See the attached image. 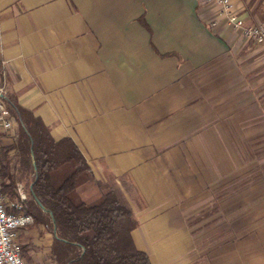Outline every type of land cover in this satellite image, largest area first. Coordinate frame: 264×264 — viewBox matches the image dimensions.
<instances>
[{
	"label": "crops",
	"instance_id": "crops-1",
	"mask_svg": "<svg viewBox=\"0 0 264 264\" xmlns=\"http://www.w3.org/2000/svg\"><path fill=\"white\" fill-rule=\"evenodd\" d=\"M230 1L246 24L264 20V0ZM0 63L7 93L85 157L82 200L114 191L152 264H264L224 191L264 138V41L204 0H0ZM18 135L0 131V168L17 176ZM54 238L21 229L23 259L57 264Z\"/></svg>",
	"mask_w": 264,
	"mask_h": 264
},
{
	"label": "trees",
	"instance_id": "trees-1",
	"mask_svg": "<svg viewBox=\"0 0 264 264\" xmlns=\"http://www.w3.org/2000/svg\"><path fill=\"white\" fill-rule=\"evenodd\" d=\"M0 83H4L1 63ZM6 96L8 108L19 125L16 148L21 168L17 176L2 165L1 178L3 175L9 178L8 183H3L4 192L10 191L13 196L17 181H26L27 211L34 216L35 223L53 231L51 215L32 196L33 183V192L55 219L57 236L52 253L56 263L152 264L132 237V230L138 224L136 218L120 203L114 191L90 203L78 194V187L90 179V168L76 143L70 138L55 140L39 117L19 104L7 90Z\"/></svg>",
	"mask_w": 264,
	"mask_h": 264
},
{
	"label": "built area",
	"instance_id": "built-area-1",
	"mask_svg": "<svg viewBox=\"0 0 264 264\" xmlns=\"http://www.w3.org/2000/svg\"><path fill=\"white\" fill-rule=\"evenodd\" d=\"M204 1L216 6L228 23L241 30L246 39L264 41V20L248 25L234 12L230 0ZM15 125L16 118L8 108L5 85L0 83V131L9 132ZM28 199L29 193L21 182L16 184L14 196L4 192L0 176V264H30L23 259L22 245L18 241L19 231L35 222L34 216L26 209Z\"/></svg>",
	"mask_w": 264,
	"mask_h": 264
},
{
	"label": "rangeland",
	"instance_id": "rangeland-1",
	"mask_svg": "<svg viewBox=\"0 0 264 264\" xmlns=\"http://www.w3.org/2000/svg\"><path fill=\"white\" fill-rule=\"evenodd\" d=\"M16 126L19 129L17 121ZM256 147V154L240 155L238 171H226L225 176V208L230 211L239 207L242 244H264V138L257 141ZM2 179L7 180V176L3 175ZM23 184L25 186L26 181ZM232 221L228 217L225 219V238L230 239L228 244L233 237L235 240L238 238L236 231L233 236L229 226Z\"/></svg>",
	"mask_w": 264,
	"mask_h": 264
},
{
	"label": "water",
	"instance_id": "water-1",
	"mask_svg": "<svg viewBox=\"0 0 264 264\" xmlns=\"http://www.w3.org/2000/svg\"><path fill=\"white\" fill-rule=\"evenodd\" d=\"M1 95H2V94H1ZM7 100H8V99H7ZM32 157L34 158V155H33V154H32ZM33 163H34V165H35V162H33ZM35 171H36V176H37V170H36V168H35ZM32 187H33V183L30 185V190H31L32 196H33V198L35 199V201L39 204V206L42 208V210H43L44 212L49 213V214L51 215L52 221H53V223H54V234H55V236H57V234H56L55 219H54V217H53L51 211H50L49 209H47V208L42 204V202L39 200V198H38V197L36 196V194L33 192Z\"/></svg>",
	"mask_w": 264,
	"mask_h": 264
}]
</instances>
